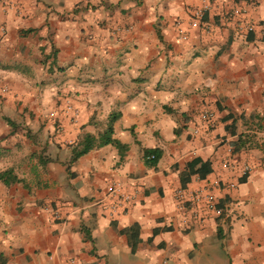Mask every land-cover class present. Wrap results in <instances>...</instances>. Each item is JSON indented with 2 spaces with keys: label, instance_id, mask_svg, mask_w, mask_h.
Here are the masks:
<instances>
[{
  "label": "crops",
  "instance_id": "obj_1",
  "mask_svg": "<svg viewBox=\"0 0 264 264\" xmlns=\"http://www.w3.org/2000/svg\"><path fill=\"white\" fill-rule=\"evenodd\" d=\"M8 168L0 264H264V0H0Z\"/></svg>",
  "mask_w": 264,
  "mask_h": 264
},
{
  "label": "trees",
  "instance_id": "obj_2",
  "mask_svg": "<svg viewBox=\"0 0 264 264\" xmlns=\"http://www.w3.org/2000/svg\"><path fill=\"white\" fill-rule=\"evenodd\" d=\"M116 117L117 115L115 114H112L110 116L109 124H108L106 131L100 134L98 138H96L92 134H86L84 139L73 148L74 150H73V154L71 157V161H74L80 155L86 153L87 151H89L90 149H92L93 147L97 145H102V144L109 143V142H117L112 137L113 122L116 119ZM146 157H147V160H149L150 164L155 165L159 157L158 150L157 149H146ZM203 165H205V163ZM203 165H201V167L199 168L200 170H202L201 171L202 174H204L206 170L209 171V169L203 170L202 169ZM0 180H3L5 183H10V182H15V181H20L21 179L15 173L13 168H8V169L0 171ZM130 238L132 240L131 241L132 249L134 250L136 246L137 238H135L133 234H130Z\"/></svg>",
  "mask_w": 264,
  "mask_h": 264
},
{
  "label": "built area",
  "instance_id": "obj_3",
  "mask_svg": "<svg viewBox=\"0 0 264 264\" xmlns=\"http://www.w3.org/2000/svg\"><path fill=\"white\" fill-rule=\"evenodd\" d=\"M180 32H181V35L183 38H186L187 37V34L186 32L180 27ZM52 115H54L52 113ZM203 116L205 118H211L212 115L211 113L209 112H205L203 114ZM245 170H248V167L245 168ZM111 192H113V194H116V193H120L121 191V186L119 184H116V185H113L111 188H110ZM178 194V198H180L181 200L183 199H186L191 205L195 206L201 202H205L206 203V206L213 210L218 216H222L223 213L225 212L224 211V208L220 205H218V202L216 201V197L215 195L210 192L207 188H204V189H196V190H193V191H190V192H185L184 190L180 189L178 190L177 192ZM124 195V193H123ZM126 198H129L128 195L125 196ZM187 225H192V220H187L186 221Z\"/></svg>",
  "mask_w": 264,
  "mask_h": 264
}]
</instances>
